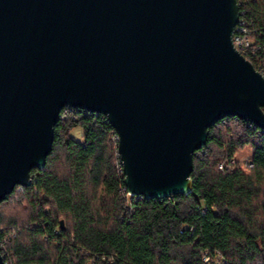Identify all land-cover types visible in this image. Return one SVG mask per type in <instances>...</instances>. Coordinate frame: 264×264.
<instances>
[{
  "label": "water",
  "instance_id": "1",
  "mask_svg": "<svg viewBox=\"0 0 264 264\" xmlns=\"http://www.w3.org/2000/svg\"><path fill=\"white\" fill-rule=\"evenodd\" d=\"M238 21L237 0H0V202L44 168L65 107L106 117L130 195L189 194L210 126L264 131Z\"/></svg>",
  "mask_w": 264,
  "mask_h": 264
},
{
  "label": "trees",
  "instance_id": "2",
  "mask_svg": "<svg viewBox=\"0 0 264 264\" xmlns=\"http://www.w3.org/2000/svg\"><path fill=\"white\" fill-rule=\"evenodd\" d=\"M237 3L244 57L264 75V0ZM115 135L101 114L61 110L44 168L0 202L5 264H264V131L235 117L210 126L192 191L161 200L127 194Z\"/></svg>",
  "mask_w": 264,
  "mask_h": 264
},
{
  "label": "built area",
  "instance_id": "3",
  "mask_svg": "<svg viewBox=\"0 0 264 264\" xmlns=\"http://www.w3.org/2000/svg\"><path fill=\"white\" fill-rule=\"evenodd\" d=\"M232 42H233V45L234 47L244 56V54L247 53V51L249 50L250 48V41L249 39L247 38L246 34H245V30L241 27V26H237L235 27L234 29V32H233V35H232ZM263 77L264 75L261 74ZM65 109L67 111H71V110H79L77 108H71V107H65ZM104 116V115H103ZM113 140L116 142L117 144V136L115 135L113 137ZM118 156V154H117ZM119 157V156H118ZM234 164V160H230V161H226V162H220L218 163L217 167L219 170H223L224 168H230L232 165ZM245 165L248 167V168H251L252 167V163L246 159L245 160ZM21 188V187H19ZM127 194L129 196H132L130 195L128 192ZM138 197V196H137ZM208 261V258H204V262H207Z\"/></svg>",
  "mask_w": 264,
  "mask_h": 264
},
{
  "label": "rangeland",
  "instance_id": "4",
  "mask_svg": "<svg viewBox=\"0 0 264 264\" xmlns=\"http://www.w3.org/2000/svg\"><path fill=\"white\" fill-rule=\"evenodd\" d=\"M71 137H73L76 140H81V128L76 127L70 132Z\"/></svg>",
  "mask_w": 264,
  "mask_h": 264
}]
</instances>
